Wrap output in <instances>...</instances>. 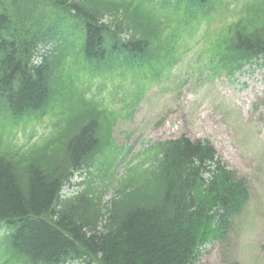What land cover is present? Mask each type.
Returning a JSON list of instances; mask_svg holds the SVG:
<instances>
[{
    "label": "trees",
    "instance_id": "16d2710c",
    "mask_svg": "<svg viewBox=\"0 0 264 264\" xmlns=\"http://www.w3.org/2000/svg\"><path fill=\"white\" fill-rule=\"evenodd\" d=\"M134 3L0 0V264H198L243 214L247 183L209 141L155 143L116 176L118 114L106 82L118 73L140 99L170 76L203 22L237 13L230 0ZM240 15L203 52L215 73L264 59V0ZM40 47L52 50L39 63ZM45 117L49 132L38 136ZM83 173L85 188L64 196Z\"/></svg>",
    "mask_w": 264,
    "mask_h": 264
},
{
    "label": "rangeland",
    "instance_id": "374dc122",
    "mask_svg": "<svg viewBox=\"0 0 264 264\" xmlns=\"http://www.w3.org/2000/svg\"><path fill=\"white\" fill-rule=\"evenodd\" d=\"M234 1L240 10L244 0ZM237 17H228L227 23ZM207 23L205 40L210 43L226 32V23ZM200 31L193 41V51L178 66L175 76L164 85H152L142 101L129 111L114 107L121 117L114 129L116 145L129 154L117 167L116 176L124 174V164L152 144L187 135L192 140L209 139L221 159L243 178L250 200L233 225L228 238L215 241L203 249L198 264H264V62L245 68L233 79L220 76L207 81L208 72L200 71ZM203 68V67H202ZM93 81V88L103 84ZM119 80L106 82L105 96L110 97ZM122 92L117 96L123 98ZM50 119L36 124L37 135L49 132ZM23 132L17 142L24 144ZM78 178L76 181H81ZM67 187L65 194L81 190ZM106 200L113 197L109 190ZM1 236L5 233L0 232Z\"/></svg>",
    "mask_w": 264,
    "mask_h": 264
}]
</instances>
